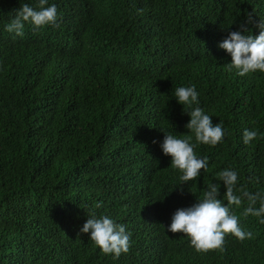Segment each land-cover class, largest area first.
I'll use <instances>...</instances> for the list:
<instances>
[{
  "label": "trees",
  "instance_id": "obj_1",
  "mask_svg": "<svg viewBox=\"0 0 264 264\" xmlns=\"http://www.w3.org/2000/svg\"><path fill=\"white\" fill-rule=\"evenodd\" d=\"M37 2L0 0V264H264V224L242 216L246 203L232 210L253 238L227 234L222 252L167 231L208 182L223 196L226 168L264 189V74L228 71L219 48L241 25L258 35L264 0H49L55 25L5 31ZM189 85L225 136L196 146L209 168L179 186L159 145L162 132L192 135L174 96ZM90 209L126 225L128 253L113 259L80 232Z\"/></svg>",
  "mask_w": 264,
  "mask_h": 264
},
{
  "label": "clouds",
  "instance_id": "obj_2",
  "mask_svg": "<svg viewBox=\"0 0 264 264\" xmlns=\"http://www.w3.org/2000/svg\"><path fill=\"white\" fill-rule=\"evenodd\" d=\"M57 18L55 4H50L49 0H38L36 7L26 3L15 10L13 18L5 25V31L21 37L24 35L26 24L39 29L55 25ZM246 23H251V15ZM257 29L258 35H246L242 33L251 32L241 25L240 31L230 32L227 39L219 44V48L230 57L227 70H235L239 77L256 72L264 74V21L258 22ZM174 96L177 104L182 106V112L189 117L185 128L192 135L161 131L163 141L159 147L164 156L171 158V167L179 172L180 186L189 181H196L201 175V170L207 171L209 168L208 158L199 157L195 151L196 146L200 144L214 147L222 143L225 129L221 123L214 125L212 117L199 106V93L195 85L177 87ZM257 137L258 132L255 130L243 131L244 144H249ZM219 181L225 189L222 197L219 192L221 184L208 182L194 204L175 211L167 227L170 233H182L188 237L197 252H222L227 234L240 241L253 238L251 232L244 231L240 226L232 206L239 209L246 203L242 216L256 217L260 224H264V189L255 193L249 191L242 183L239 171L232 167L219 172ZM100 206L96 204L95 208ZM80 232L90 233V240L95 246L104 255H112L113 259H118L121 254L129 251L131 233L127 231L126 225L117 223L109 215H98L95 209L89 210L87 221Z\"/></svg>",
  "mask_w": 264,
  "mask_h": 264
}]
</instances>
